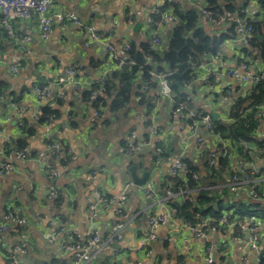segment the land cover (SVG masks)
Masks as SVG:
<instances>
[{"label": "crops", "instance_id": "0c3cea01", "mask_svg": "<svg viewBox=\"0 0 264 264\" xmlns=\"http://www.w3.org/2000/svg\"><path fill=\"white\" fill-rule=\"evenodd\" d=\"M164 1L55 0L51 12L76 14L83 24L97 27L115 49L147 42L153 36L159 38L160 44L156 46L151 41L152 45L166 49L174 22L165 21L157 25L156 30L150 26L155 7ZM177 1L183 10H200L206 5V0ZM256 5L257 0L250 1L248 6ZM136 24L142 25L138 31L134 29ZM200 24L209 34L225 32L204 22ZM13 28L16 41L6 35L0 24V166L22 143L33 153L46 152L53 142L64 149L60 157L48 156L43 162L13 159L12 170L0 176V215L10 211L27 221L28 247L20 257V264H73L71 254L61 249L60 242L70 241L74 233L87 237L93 230L99 231L103 244L95 248L83 264H208L209 257L213 264H259L258 254L250 247L249 227L257 225L259 232L264 234L263 220L248 218L229 222L223 229L217 226L206 239H196L185 224H195L198 220L180 219L171 203L178 201L185 210L193 212V209L184 206L186 199L182 193L171 196L165 188L171 176L168 158L183 157L198 168L200 176L209 178L203 154L206 149L218 150L221 143L226 144L219 135L201 128L191 130L188 113L183 118L176 111L173 99L159 96L157 86L145 94V102L138 99L137 94L145 84L140 75L132 83L128 101L118 112H112L110 105L121 82L116 79L111 96L104 95L103 85L123 67L119 68L110 57H104L102 47H85L86 34L73 24L63 29L55 20L48 40L41 39L35 16L17 20ZM262 33L264 35V30ZM25 37H30L31 42L22 44ZM242 48L233 38L213 59L212 68L222 74L220 81H209L205 73L196 68V78L186 88L187 111L209 114L213 122H231L229 113L234 101L246 95L254 84L229 78L227 71L241 61L262 69L261 62L253 56L247 57ZM250 50L256 55L254 49ZM14 66L18 67L17 73L11 71ZM72 66H77L79 73L75 83L62 87L63 96L59 95L60 90L54 89L49 101L40 100L34 88L55 82ZM151 82L156 83L153 78ZM229 85L231 95L227 97L224 90ZM94 87H99L98 91L106 99V106L99 109L98 118L93 106L82 96ZM75 88L81 92L75 94ZM45 109L51 114L45 115ZM212 114H217V120ZM257 120L255 136L262 142L264 117ZM200 135L204 143L199 145ZM143 141L151 147L138 155L128 152L129 144ZM157 144L163 148V155L156 153ZM241 144L243 152L248 151V157L238 155L239 148L232 150L231 169L217 170L212 181L215 185L210 189L220 194L222 189L229 188L230 171L243 177V169L239 168L240 158H243L245 169L254 172L256 190L264 198V149L245 141ZM132 168L139 178L149 172L147 183L153 188L152 197L145 195L147 183L135 185ZM52 169L58 172L55 179L49 174ZM52 187L59 193L55 200L48 197ZM122 192L126 194V203L122 216L118 217L112 200ZM96 195L104 202L99 207L97 220L90 221L88 207ZM229 195L226 208L233 200L256 202L249 199L245 190L237 193L229 190ZM258 203L264 208V200ZM163 216H167V223L150 226L151 217ZM117 221L124 224L123 238L105 247L104 243L112 237L111 227ZM62 229L65 233L50 243ZM19 234L18 228L9 225L0 242V264H9L14 248L20 243ZM151 235L154 239H150ZM259 251H264V238Z\"/></svg>", "mask_w": 264, "mask_h": 264}, {"label": "built area", "instance_id": "2783aa9c", "mask_svg": "<svg viewBox=\"0 0 264 264\" xmlns=\"http://www.w3.org/2000/svg\"><path fill=\"white\" fill-rule=\"evenodd\" d=\"M55 0H0V24L3 31L6 35L11 38L13 41H16V34L13 28V24L17 20H27L32 16H35L38 20L39 25V33L42 40H48L53 32V23L55 20H58L61 24L62 28L65 29L69 23L73 24L77 28L84 31L86 34V40L84 42L85 47H91L92 45L102 47L104 52V57H110L119 68L124 67L127 64L133 65L134 62L130 57V44H127L125 47L120 49H115L111 44L107 42L104 38L103 34L100 30L97 29L94 25H85L79 17L74 14H62L51 12L52 5ZM201 13V22L211 25L217 29H225L227 27H234L236 37L234 41L242 45L243 47H249L250 41L254 36V22H261L264 25V9L256 5L254 7L246 6L243 7L240 11L236 12H228V11H212L206 7L200 9ZM154 14H158L157 6L154 9ZM133 19V18H132ZM164 22H174L175 17L172 15L164 16ZM161 24L160 22L154 23V26ZM264 30V28H263ZM31 42L30 37H25L21 41L22 44H27ZM152 42L154 45L158 46L160 44V40L157 36H153ZM217 57L211 58L209 61H204L200 66L196 68H200L204 73L208 80L217 82L221 80L222 74L215 71L212 68L213 59ZM148 62H152V58L147 59ZM12 73L18 72V67L14 66L12 68ZM79 73V69L77 66L69 67L65 70V72L53 83H50L46 86H36L34 88L35 94L42 101H49L53 96V90H60L59 95L63 96V92L61 91L62 87L65 85L75 83L77 76ZM151 78H153L157 82V92L159 96L172 100L173 92H172V80L169 79L167 73H160L157 70H152L149 72ZM227 77L240 80L242 83L252 82L256 84L264 79V71L263 69L258 68L256 65H252L248 61H243L239 63L235 68H232L227 71ZM91 91V90H90ZM152 91V88L149 84H144L141 89V93L138 96V99L142 98L143 94H147ZM81 91L78 88H75V94H79ZM225 94L227 97L231 95V86L229 85L225 90ZM100 92L97 90H93L90 95L89 104L92 101L97 100L98 94ZM92 105V104H91ZM101 105V103H100ZM176 111L182 115V117H186L185 113H188L187 120L190 125V129L194 131H198L199 128L204 130L205 132H209L214 134L213 120L209 114H203L197 111H187L186 106L184 104H180ZM255 115V118L264 117V105L257 106L252 110ZM94 115L96 118L100 116L99 110L95 109ZM201 125V126H199ZM1 134V131H0ZM133 139L136 138V134H132ZM198 144L204 143L203 136H199L197 138ZM151 144L148 142L141 143H132L129 144L127 150L130 154L138 155L141 154L144 150L149 149ZM222 151L220 152L224 156L227 154L226 145H222ZM155 151L159 155H163V149L158 146H155ZM64 149L61 144L57 142L50 143L48 145V149L46 152H38L33 153L28 148L17 149L14 153L8 158L6 162H4L0 166V176L6 174L12 170V160H28V159H36L39 162H43L48 156L58 158ZM218 155V150L211 149L210 150V164L214 165V159ZM167 159V158H166ZM168 162H170V174L172 177H176L178 175L184 174L187 171V164L184 161L183 157H179L177 159L168 158ZM239 168L248 171L249 175L241 178L239 175H233L231 178V183L229 185V190L233 193L240 192L245 190L250 200L252 201H262L264 200L261 197L257 190L256 185L254 184L253 175L254 172L245 169V161H241L239 164ZM51 179H55L58 177V172L54 169L49 172ZM194 178H198L196 175ZM144 192L147 198L153 196V188L151 184L147 183L144 186ZM168 195H173L172 191L167 192ZM59 196V193L56 188L52 187L48 192V197L50 200H55ZM191 200V199H190ZM104 202V199L98 195L90 202L88 207V217L90 221H95L99 217V207L101 203ZM113 205L115 206V213L118 217H121L123 214L124 206L126 203V194L122 192L116 199L112 200ZM175 214L177 210H174ZM168 222L167 216L163 217H151L150 224L151 226L163 225ZM214 222L211 219H204L199 217V221L197 224H192L187 222L185 227L189 230L192 236L196 239H206L207 236L217 229V226H214ZM27 221L21 216L17 215L14 212H6L0 215V242L4 240L5 234L9 230V225H14L18 230H20V243L14 248L11 258L9 260V264H20V257L25 253L28 247V236L25 232ZM218 226L220 229L229 226V222L226 218H221ZM123 229L124 224L121 222L116 223L111 227V236L105 243V247H111L115 242L122 240L123 238ZM250 232V247L251 249L258 254V261L260 259V243L264 238V234L260 233L257 225H252L249 227ZM64 230L58 231L57 235L50 239V243H54L56 241V237L58 235L64 234ZM69 234V232H66ZM74 238L70 241H61L60 246L61 249L69 252L73 259V264H83L87 257L93 252V250L97 247H100L103 244L101 239V235L98 230H93L88 234L87 237H82L77 233L73 234ZM150 239H154V235L150 236ZM208 264H213V260L209 257Z\"/></svg>", "mask_w": 264, "mask_h": 264}, {"label": "trees", "instance_id": "16d2710c", "mask_svg": "<svg viewBox=\"0 0 264 264\" xmlns=\"http://www.w3.org/2000/svg\"><path fill=\"white\" fill-rule=\"evenodd\" d=\"M250 1L255 0H206L205 7L212 11L224 10L236 12L248 6ZM257 5L264 9V0H257ZM157 9L158 14L152 15L150 23V26L155 30L156 26H154V23H164V16L172 15L175 17L168 46L166 49H156L152 45V40L130 44L129 54L134 64L125 65L119 73L114 74L113 78L106 81L103 85L105 91L102 92H104V95L111 96L110 90L116 88V79L121 82L119 92L110 105L112 112H118L123 104L128 101L132 83L137 76L140 75L143 82L149 84L151 88L157 86V82H151L152 78L149 72L152 70L167 73L169 79L172 80L171 88L174 94L175 108L180 104L187 106L189 95L186 88L196 78V67L200 66L204 61L217 57L221 53L223 45L228 40L236 37L234 27L232 26L225 28V32L219 34L207 33L200 24V10L195 8L183 10L177 0H165L162 4L157 5ZM253 25L254 36L250 41V46L243 47L242 50L247 57L253 56L256 60H259L264 71V38L258 39L255 37L258 34L263 35L264 25L259 21L254 22ZM250 48L256 51V55H254ZM148 58H152V62H148ZM173 74H179L180 87L175 84ZM93 90L98 91L99 87H94L91 91L83 92L82 96L85 101H90L89 98ZM137 95L139 96V94ZM141 100L142 102L146 101L145 94L142 95ZM91 104L94 109L99 110L101 107L106 106V99L100 92L97 100L92 101ZM261 105H264V79L254 84L246 95H240L234 101L229 113L231 122H212L214 134L219 135L226 142L227 154L224 156L220 153L223 152L221 149L223 144L221 143L218 146V155L214 159L215 164L211 165L210 149L204 151V163L210 177L200 176L198 168L186 159H184L187 164L186 173L176 177L170 176L165 188L174 194L182 193L186 199L184 206L193 209L195 219H192V222L199 221V217L204 219L211 218L213 219L214 226H218L220 219L225 216L227 221L231 223L245 221L248 218L264 221V208L261 209L258 202L233 200L232 204L226 208V198H230L229 188L222 189L220 194H216L210 189L211 186L215 185V182L212 181L216 177L217 170L231 169L232 150L239 148L237 150L238 155L248 157V151L243 152L244 147L241 141L256 144L259 148L264 149V141L260 142L255 136L258 120L252 112L255 107ZM44 114L48 115L51 113L45 109ZM24 145L25 143L20 144L21 147L19 149L25 148ZM240 160L244 161L243 158H240ZM230 172L232 176H241L240 173ZM241 173H243V177L249 175V172L245 170H242ZM195 175L198 178L195 179ZM257 192L261 195V192L258 190ZM260 258L259 264H264V251L261 252Z\"/></svg>", "mask_w": 264, "mask_h": 264}, {"label": "water", "instance_id": "95a60500", "mask_svg": "<svg viewBox=\"0 0 264 264\" xmlns=\"http://www.w3.org/2000/svg\"><path fill=\"white\" fill-rule=\"evenodd\" d=\"M141 27H142L141 24H136L134 29H135V31H138L139 28H141ZM255 37L258 39H263L264 35L259 34V35H256ZM155 48L157 49V47H155ZM172 76H173V78H175V84L178 87H180V83H179L180 76H179V74H173ZM212 115H213L214 119L217 120V114H212ZM134 170H135V168H132V177H133V181H134L135 185L144 186L149 180V172L146 171L144 176L142 178H139L134 173ZM171 204L178 210L180 219L181 218H189V219L194 218V213L191 210H185L178 201H173Z\"/></svg>", "mask_w": 264, "mask_h": 264}, {"label": "bare ground", "instance_id": "6f19581e", "mask_svg": "<svg viewBox=\"0 0 264 264\" xmlns=\"http://www.w3.org/2000/svg\"><path fill=\"white\" fill-rule=\"evenodd\" d=\"M22 149V148H21ZM118 222V221H117ZM151 226V225H150ZM208 247V246H207ZM213 253V252H212ZM261 259V258H260Z\"/></svg>", "mask_w": 264, "mask_h": 264}]
</instances>
